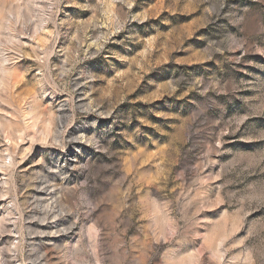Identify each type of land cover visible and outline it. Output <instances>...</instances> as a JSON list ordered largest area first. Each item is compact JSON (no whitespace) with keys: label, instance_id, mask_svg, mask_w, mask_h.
Instances as JSON below:
<instances>
[{"label":"rangeland","instance_id":"rangeland-1","mask_svg":"<svg viewBox=\"0 0 264 264\" xmlns=\"http://www.w3.org/2000/svg\"><path fill=\"white\" fill-rule=\"evenodd\" d=\"M0 264H264V0H0Z\"/></svg>","mask_w":264,"mask_h":264}]
</instances>
